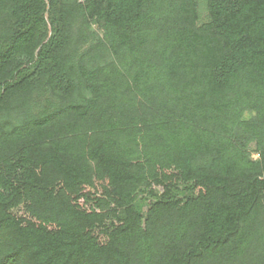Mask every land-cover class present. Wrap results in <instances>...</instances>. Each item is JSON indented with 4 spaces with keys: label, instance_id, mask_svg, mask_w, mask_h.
<instances>
[{
    "label": "trees",
    "instance_id": "1",
    "mask_svg": "<svg viewBox=\"0 0 264 264\" xmlns=\"http://www.w3.org/2000/svg\"><path fill=\"white\" fill-rule=\"evenodd\" d=\"M199 1L0 0V264H264V0Z\"/></svg>",
    "mask_w": 264,
    "mask_h": 264
},
{
    "label": "rangeland",
    "instance_id": "2",
    "mask_svg": "<svg viewBox=\"0 0 264 264\" xmlns=\"http://www.w3.org/2000/svg\"><path fill=\"white\" fill-rule=\"evenodd\" d=\"M81 1V0H79ZM198 9L200 13L199 17V25L207 22L208 16L205 11V4L203 0H200L198 3ZM50 30V27H47ZM82 33V34H81ZM81 33H74V37L72 42L68 48V52L73 57V59L78 60L82 56L86 57V60L90 62V64L94 65L99 63L101 60L106 58V54L100 52H95L94 48L97 45L98 41L102 38V28L100 23L95 20L89 22L88 26L85 27L84 31ZM85 94L82 92L78 94V96L73 99L75 102H80L82 100V96ZM60 104V100L57 96L52 95L51 93H33L29 99V102L26 107L25 115H35V114H45L50 112L51 110L58 107ZM12 115H6V120H10ZM13 119H18V117H13ZM248 149L251 153V158L253 160H258V155L255 154V144L251 143L248 146ZM152 189L159 195L163 193V188L158 185H152ZM145 193H141L136 201V206L138 211L142 214H146V203H145Z\"/></svg>",
    "mask_w": 264,
    "mask_h": 264
}]
</instances>
